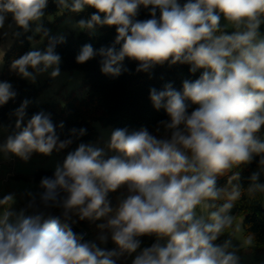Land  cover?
I'll use <instances>...</instances> for the list:
<instances>
[{
	"label": "clouds",
	"instance_id": "1",
	"mask_svg": "<svg viewBox=\"0 0 264 264\" xmlns=\"http://www.w3.org/2000/svg\"><path fill=\"white\" fill-rule=\"evenodd\" d=\"M53 2L61 13L95 9L71 25L75 30L95 36L99 27L116 29L110 46L85 44L75 58L78 64L99 56L101 72L112 77L128 71L125 58L138 62L136 72L165 63L190 65L192 74L203 71L194 81L184 80L182 91L172 83L150 89L152 106L167 115L154 132L115 128L103 147L79 143L52 176L41 178L38 191L26 192L27 203L19 212L12 210L14 193L0 198V264H120L128 257L131 264H240L239 251L256 246L253 233L236 247L231 240L216 241L225 233L234 235L229 230L236 202L264 197V35L259 31L264 0ZM48 4L0 0V36L8 37L15 27L47 39L43 50L34 48L10 65L32 83L45 73L52 79L61 75L56 48L66 36L44 26ZM141 7L149 10V19H136ZM4 55L0 46V60ZM16 96L10 82L0 81V106ZM30 103L25 99L10 113L15 131L0 144L5 158L12 154L27 162L33 153L50 156L87 134L86 128L73 127L61 139L51 113L26 119ZM58 127L62 131L65 125ZM254 161L257 169L244 188L240 173L232 170ZM230 172V188H218V177ZM120 189L125 191L113 206L109 194ZM85 220H102L96 240L114 247H100L73 231ZM145 236L154 242L142 247Z\"/></svg>",
	"mask_w": 264,
	"mask_h": 264
},
{
	"label": "trees",
	"instance_id": "2",
	"mask_svg": "<svg viewBox=\"0 0 264 264\" xmlns=\"http://www.w3.org/2000/svg\"><path fill=\"white\" fill-rule=\"evenodd\" d=\"M186 0H180L183 4ZM59 11L57 5L53 0H49L46 13H54ZM95 9L86 7L80 13H71L65 11L63 14L72 15L76 21L80 19H87ZM159 15V13H158ZM150 18L149 10L141 7L137 20H146ZM46 26V24H44ZM34 29V26L32 25ZM100 32L95 36H90L87 32L81 31L76 35L69 34L66 36V42L58 45L56 52L62 57V64L60 67L65 69H80L84 72V85L87 86L86 94L83 97L76 96L74 91L66 95L64 103L43 101L37 102L36 97L41 90V85H34L27 82L25 79L18 76L10 68L12 61L19 58L21 55L30 51L29 36L35 37L33 31L24 32L23 29H15L19 32V36L12 37V42L5 50V55L2 58V67L0 69V81H8L13 85L17 92L14 100H10L7 104L0 106V123L9 134L15 131V117H11L13 112L25 100H30L31 103L27 108V118L33 114L44 111L51 113L52 121L57 125V132L61 139L67 138L68 131L75 128H86L87 134L79 140L74 141L68 148L62 150V160L70 151H74L77 145L81 142L88 143L97 134L93 125L98 121L104 125H111L112 130L115 128L127 127L129 130L147 127L152 132L157 126L158 122L167 119V115L163 109L157 111L152 106L149 98L151 88L162 90L166 83H172L173 87L182 91V82L184 80L194 81L199 78L203 70H198L195 74L190 73V65L176 64L157 65L149 72H136L138 62L125 58L123 61L124 67L128 69L127 72H122L118 77L105 75L100 70V57L97 56L84 64L76 62V56L85 44H91L94 49L110 46L116 36V29L114 26L99 27ZM39 35V34H38ZM47 45V39H46ZM119 47V46H117ZM195 107V106H193ZM191 111V109H190ZM60 122H63L65 127L61 131L58 127ZM260 136L264 138V129H262ZM258 160V158H257ZM257 169V162L254 161L250 165H241L235 168L233 172H239L241 179L238 181L242 187L247 188L248 177ZM53 170L37 168L30 174H15V178L32 181L39 185V182L44 176H52ZM232 175L218 177V188H230L228 185V178ZM264 182V177L261 178ZM237 183V181H233ZM39 189H37L38 191ZM124 190V189H120ZM119 191V190H118ZM117 191V192H118ZM117 192L109 194V200L114 206V196ZM27 201L17 204L14 211L19 212L21 208L26 205ZM223 201H217L221 204ZM58 214V210H54ZM232 214L241 216L243 223L242 230L245 235L253 233L255 235L256 246L255 250H264V197L257 196L254 200H250L246 196L242 197L240 201L236 202ZM103 221L89 222L79 221L73 225V231L76 233H85V240L99 241L96 237L99 234L97 225ZM221 244L227 240V237L222 235ZM142 247L149 246L154 242V237H142ZM100 247L111 249L114 247L111 241L106 245H99Z\"/></svg>",
	"mask_w": 264,
	"mask_h": 264
},
{
	"label": "rangeland",
	"instance_id": "3",
	"mask_svg": "<svg viewBox=\"0 0 264 264\" xmlns=\"http://www.w3.org/2000/svg\"><path fill=\"white\" fill-rule=\"evenodd\" d=\"M66 21H68L66 23ZM11 22V15H9L5 29H7V24ZM76 19L72 15H65L60 11H56L54 13H46L43 24H46L45 27L51 30L52 34L63 33L65 36L69 34L76 35L81 31L75 30L71 27L74 24ZM222 26L225 24V21L221 20ZM35 28V25H33ZM15 27L10 31L8 37L0 36V46H3L6 50L9 48L12 42V32L15 31ZM227 31L231 32L232 29L228 28ZM260 33L264 35V24L261 25L259 29ZM85 32V31H84ZM100 32V29H97V34ZM36 36L30 41V49L38 48L43 50L46 47V38H42L39 34H35ZM62 64V62H61ZM60 64V65H61ZM59 65V67H60ZM2 67V60H0V69ZM61 75L56 79H52L49 77L47 73L39 76L35 83H32L26 80L29 83L34 85H41V90L39 91L36 101H51L57 102L60 104L64 103V99L66 95H68L71 91H74L76 96L83 97L86 94L87 86L84 85V72L80 69H65L60 67ZM31 71V69H29ZM0 125L3 126L2 123ZM97 134L93 139L89 142L98 144L99 146H105L106 141L112 131L111 125H104L100 122L96 121L93 123ZM155 130V129H154ZM154 130L152 132H154ZM10 135L4 126L0 128V144H3L6 140L7 136ZM88 142V143H89ZM112 154V153H109ZM63 152H53L50 156H44L42 154L33 153L31 159L27 162L21 160L20 158L8 154V157L5 158L3 153H0V198H3L4 195L9 193L15 194V203L12 205V210H14L15 206L21 202H25L28 200V197L25 195L26 192L32 191L36 192L38 189V184L24 180L21 178H15L13 175L15 174H30L37 168L51 169L55 170V167L58 163L61 164ZM125 190H119L114 196V205L117 202V196H119ZM241 216H236V220L234 222L233 229L229 230L233 232L234 235H230L229 233H225L224 236L227 237V240H231L233 247L239 245L240 241L244 236H246L242 230L241 226ZM241 227V231L236 233V226ZM221 236L216 243L221 244ZM150 246V245H149ZM241 257L240 264H264V250H255V248L250 249H241L238 253ZM132 257H128L125 260H122L120 264H131Z\"/></svg>",
	"mask_w": 264,
	"mask_h": 264
}]
</instances>
